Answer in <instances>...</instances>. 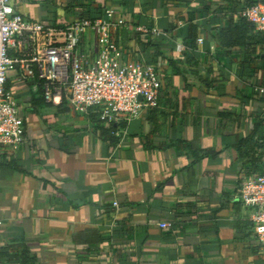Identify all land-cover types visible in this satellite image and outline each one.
Instances as JSON below:
<instances>
[{
  "label": "crops",
  "instance_id": "0c3cea01",
  "mask_svg": "<svg viewBox=\"0 0 264 264\" xmlns=\"http://www.w3.org/2000/svg\"><path fill=\"white\" fill-rule=\"evenodd\" d=\"M255 1L13 0L59 28L117 10L121 58L157 67L163 89L158 108L110 130L10 73L26 140L0 151L2 264H264L238 199L263 153L264 33L242 17ZM155 26L165 35L138 31ZM83 50L98 55L93 36Z\"/></svg>",
  "mask_w": 264,
  "mask_h": 264
},
{
  "label": "built area",
  "instance_id": "2783aa9c",
  "mask_svg": "<svg viewBox=\"0 0 264 264\" xmlns=\"http://www.w3.org/2000/svg\"><path fill=\"white\" fill-rule=\"evenodd\" d=\"M12 2L0 0V151L16 152L26 140L21 108L15 92L8 88L13 71L18 72V83L31 84L30 90L47 104L67 105L87 116L97 114L107 125L138 120L160 106V70L142 60L125 62L121 58L114 35L127 21L117 10L110 8L102 18H82L68 28H59L25 19ZM242 17L264 32V1L243 10ZM138 31L155 38L165 35L157 26ZM89 36L94 37L99 51L94 57L83 50ZM176 48L180 54L187 49L183 42ZM261 92L264 94V88ZM238 199L264 248V175L245 180ZM114 206L119 208L117 202ZM119 227L114 219L109 226L111 235Z\"/></svg>",
  "mask_w": 264,
  "mask_h": 264
},
{
  "label": "trees",
  "instance_id": "16d2710c",
  "mask_svg": "<svg viewBox=\"0 0 264 264\" xmlns=\"http://www.w3.org/2000/svg\"><path fill=\"white\" fill-rule=\"evenodd\" d=\"M262 1H264V0H262ZM262 1H260V2H262ZM176 3H177L178 5H180V6H189L190 3H191V0H176ZM258 3H259L258 0H256L255 2H249L248 4H246V6H244V8H245V7L253 6V5L258 4ZM193 15H194V13H193V14H190L189 19H183V20H184V21L192 22V21L194 20ZM243 19H244L245 21L249 22L246 18L243 17ZM249 23H250V22H249ZM250 24H251L252 26H254L252 23H250ZM254 27H255V26H254ZM263 33H264V32H263ZM262 87L264 88V86H262ZM260 92H261V90H260ZM261 94H262V93H261ZM263 95H264V94H262V96H263ZM40 99H41V98H40ZM263 99H264V96H263ZM99 123H101V122L99 121ZM118 127H119V126H116L115 124H110L108 129H110V130H117ZM121 127H125V124H122ZM258 138H260V139H256V144H258V146H259V143H260V142L263 144V153L259 154V155L256 156V157H253V158L251 159V161L249 162V165H250V167L252 168V171H253V174H254L253 177L264 175V138H261V137H258ZM253 139H254V136H251V137L247 140V142H244V143L252 142ZM262 144H261L260 148H262ZM245 221H247V222H245V223L247 224L246 226H248L249 230H252V232L250 231V232H251L250 235H251V236L254 235V233H253V224H252V222H250L248 219L245 220ZM252 238H254V237H252Z\"/></svg>",
  "mask_w": 264,
  "mask_h": 264
}]
</instances>
